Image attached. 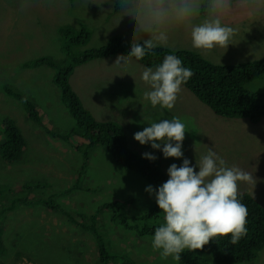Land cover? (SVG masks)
<instances>
[{
	"label": "rangeland",
	"instance_id": "rangeland-1",
	"mask_svg": "<svg viewBox=\"0 0 264 264\" xmlns=\"http://www.w3.org/2000/svg\"><path fill=\"white\" fill-rule=\"evenodd\" d=\"M94 2L99 0H0V140L5 139V121L12 118L27 142L21 161L9 163L0 156V224L7 243V252L0 255V261L4 264H103L94 235L76 230L72 224L61 226L56 220L62 216L60 213L36 204L29 196L26 203L20 202L12 208L13 201L22 198L21 187L28 181L48 184L47 189L34 191L36 198L54 193L55 200L70 213L98 214V226L107 237L111 256L115 257L110 264L181 262L171 258L162 261L151 248L152 235H139L137 230L124 227L123 221H113L111 208L98 212L105 203L135 198V203L127 205L123 213L136 217L155 203L154 195L145 191L146 186L153 184L137 168L119 164L104 146L91 149L80 186L62 193L75 184L73 175L84 158L72 144L54 138L48 131L70 132L76 119L67 108L61 89L53 82L59 67H25L24 63L48 56L63 69L74 57L103 46L109 38L124 36L130 40L129 18L120 24L118 10H108L110 6L105 3L102 11ZM117 25L111 31L105 29ZM234 27L237 31L227 48L198 51L218 64L264 57V22L253 24L251 20H242L234 23ZM84 29L90 32L89 42L66 47L65 38ZM179 43L190 46V34L183 28H174L168 46L177 47ZM117 57L126 58L118 55L79 64L70 77L73 89L92 114L99 120L119 124L129 146L141 155L145 152L156 155L166 172L170 164L179 165L182 160L165 159L160 150L141 145L133 134L153 121L173 116L182 118L188 130L183 141L184 156L195 164V158L199 159L212 147L228 166L237 165L252 174V182L240 183L238 188L249 190L264 205V118L253 122L244 116H218L184 86L173 109L152 108L143 99V93L149 90L140 79L145 66L133 58L124 68L112 66ZM5 85L26 95L39 113L31 116L22 101L3 92ZM246 89L264 90V76L247 84ZM4 208L7 211L3 212ZM163 216L160 211L159 219L138 224L141 227L149 224L153 229L163 223ZM130 221L136 224L135 220ZM15 234L22 238V244H15ZM203 256L209 259L204 264H220L208 253ZM263 261L264 253L259 252L256 259L236 264H264Z\"/></svg>",
	"mask_w": 264,
	"mask_h": 264
},
{
	"label": "clouds",
	"instance_id": "clouds-1",
	"mask_svg": "<svg viewBox=\"0 0 264 264\" xmlns=\"http://www.w3.org/2000/svg\"><path fill=\"white\" fill-rule=\"evenodd\" d=\"M105 3L110 6L108 10H118L117 18L120 24L124 18L130 20V48L126 58L117 57L112 65L118 68H124L132 58L143 60L146 56L155 55L157 48L167 47L170 32L174 28H183L189 32L193 48L212 50L216 47L227 48L232 44L230 41L237 31L234 23L242 20H251L253 24L264 22V0L94 2L102 11ZM119 25L105 29L111 31ZM192 75V70L184 66L173 49L165 54L162 62L155 67L143 69L140 79L149 88L143 93V99L152 108L171 110L182 85L186 84ZM66 106L68 108V105ZM147 124L143 130L133 134L134 139L141 145H150L152 149L160 150L165 159L171 157L182 160L179 165L170 164L165 182L156 187L148 185L145 188L149 195H154L156 204L164 214L163 223L154 228L150 237L152 250L159 253L162 261L171 258L172 261L179 262L185 250L191 252L201 249L210 240L229 237L230 244L239 242L248 231V210L241 202L238 187L240 183H251L252 174L237 165L228 166L212 147L199 159L195 158V164H192L182 150L188 130L186 121L180 117L173 116L171 119H160ZM142 157L148 160L157 159L151 152L142 153ZM76 174L74 180L77 179ZM72 190L73 185L69 191ZM33 193L29 197L36 204H42L47 210L62 215L56 218L61 222V226L72 224L76 230L83 231L69 221L70 215H78L81 212L70 213L65 209L54 211L39 202L53 198L52 194L36 198ZM263 250L264 248L260 252Z\"/></svg>",
	"mask_w": 264,
	"mask_h": 264
},
{
	"label": "trees",
	"instance_id": "trees-1",
	"mask_svg": "<svg viewBox=\"0 0 264 264\" xmlns=\"http://www.w3.org/2000/svg\"><path fill=\"white\" fill-rule=\"evenodd\" d=\"M68 33L71 29L67 28ZM66 39V47L74 45H86L90 39V32L84 29L80 33L71 35ZM112 45L110 42L114 41ZM69 45V46H68ZM130 48V40L126 37L116 36L109 40L101 47L85 50L81 55L73 58V62L62 67L48 56H42L35 61L24 63L25 67L52 66L59 67L57 75L53 82L61 89L62 97L70 113L76 119V125L67 133H59L48 131L56 139H63L73 145L83 155L84 162L76 171V180L73 187H79L80 179L85 173L88 166V157L93 147L104 146L110 153L114 155L116 161L129 169L137 168V171L145 177L154 187L161 185L168 178L167 172L163 169L162 163L158 160H148L143 158L141 154L132 149L127 141L124 129L117 123L97 119L92 112L84 105L79 94L73 89L70 77L75 66L85 64L94 59L116 57L118 55L126 56ZM175 49V54L181 58L184 66L190 68L193 72L192 77L182 86L187 87L201 102L205 103L221 117H248L253 122H258L264 118V90L250 91L246 89V85L254 81L256 78L264 76V57L260 59L247 60L237 64H218L207 59L198 49L191 45L184 47L181 43L177 47H160L155 50V55L146 56L143 60H139L141 65L145 67H155L156 64L162 62L165 54ZM68 50V49H67ZM135 59V58H133ZM3 92L11 95L25 105L31 116L39 113L36 110L35 103L26 95L14 90L11 86L5 85ZM4 126L5 139L0 140L1 158L9 163H17L24 156V148L27 144L25 135L22 133L16 121L8 118ZM46 182L28 181L22 185V198L13 201V209L20 202H27L28 196L36 190L47 189ZM241 196V202L246 205L248 210L247 216V234L242 237L239 242L232 245L229 243V237H219L216 241L210 240L203 248L194 251L185 250L181 254L180 264H204L209 261L204 257V253H208L213 257V261L220 264H236L252 261L257 258L258 253L264 248V205L252 192L247 189L238 188ZM1 194V192H0ZM53 198L42 199L43 203L54 211H64L63 206L55 200L56 194H52ZM32 201V200H31ZM130 203H135V198H131L121 202L105 203L98 208L101 210H114L112 219L121 220L125 223L124 227L129 230H137L139 235L153 234L154 228L160 224L149 227L145 221L159 219L160 209L155 203L141 215L129 216L123 213V210ZM34 205H30L32 207ZM2 210V209H1ZM7 208H4L5 212ZM98 214L79 213L78 215H70L69 221L75 224L79 229L87 234L94 235L99 257L103 264H110L115 257L111 256L108 249L107 237L101 232L98 226ZM135 220L136 224L134 221ZM14 224V221H10ZM139 223V224H138ZM3 226L0 224V255L7 252V243L3 234ZM22 244V238L19 234H15V244ZM0 264H4L0 261ZM18 264V262L16 263Z\"/></svg>",
	"mask_w": 264,
	"mask_h": 264
},
{
	"label": "crops",
	"instance_id": "crops-1",
	"mask_svg": "<svg viewBox=\"0 0 264 264\" xmlns=\"http://www.w3.org/2000/svg\"><path fill=\"white\" fill-rule=\"evenodd\" d=\"M37 132H38V131H37ZM74 177H75V174L73 175V179H74ZM70 188H71V187H70ZM70 188L66 189V190L63 191L62 193H64V192H70V191H69ZM262 253H264V250L262 251ZM263 262H264V261H263Z\"/></svg>",
	"mask_w": 264,
	"mask_h": 264
},
{
	"label": "bare ground",
	"instance_id": "bare-ground-1",
	"mask_svg": "<svg viewBox=\"0 0 264 264\" xmlns=\"http://www.w3.org/2000/svg\"><path fill=\"white\" fill-rule=\"evenodd\" d=\"M0 155H1V153H0ZM2 156H3V155H2ZM2 156H1V157H2Z\"/></svg>",
	"mask_w": 264,
	"mask_h": 264
}]
</instances>
